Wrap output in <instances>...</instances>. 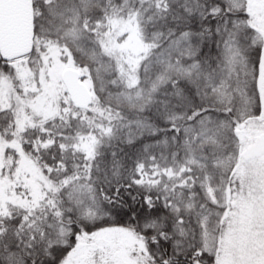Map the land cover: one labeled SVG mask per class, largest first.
<instances>
[{
  "label": "snow or ice",
  "instance_id": "1",
  "mask_svg": "<svg viewBox=\"0 0 264 264\" xmlns=\"http://www.w3.org/2000/svg\"><path fill=\"white\" fill-rule=\"evenodd\" d=\"M0 264H264V0H0Z\"/></svg>",
  "mask_w": 264,
  "mask_h": 264
}]
</instances>
